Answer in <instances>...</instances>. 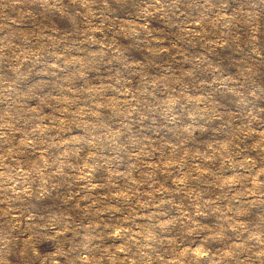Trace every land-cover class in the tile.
I'll return each mask as SVG.
<instances>
[{
    "label": "rangeland",
    "instance_id": "374dc122",
    "mask_svg": "<svg viewBox=\"0 0 264 264\" xmlns=\"http://www.w3.org/2000/svg\"><path fill=\"white\" fill-rule=\"evenodd\" d=\"M0 264H264V0H0Z\"/></svg>",
    "mask_w": 264,
    "mask_h": 264
}]
</instances>
